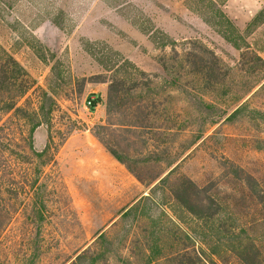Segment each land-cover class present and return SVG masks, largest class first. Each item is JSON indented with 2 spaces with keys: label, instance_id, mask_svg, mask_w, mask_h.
<instances>
[{
  "label": "rangeland",
  "instance_id": "rangeland-1",
  "mask_svg": "<svg viewBox=\"0 0 264 264\" xmlns=\"http://www.w3.org/2000/svg\"><path fill=\"white\" fill-rule=\"evenodd\" d=\"M216 3L232 27L205 0H0L34 80L0 111V264H264V0Z\"/></svg>",
  "mask_w": 264,
  "mask_h": 264
},
{
  "label": "trees",
  "instance_id": "trees-1",
  "mask_svg": "<svg viewBox=\"0 0 264 264\" xmlns=\"http://www.w3.org/2000/svg\"><path fill=\"white\" fill-rule=\"evenodd\" d=\"M210 8L215 10L217 12V17L219 16L221 20L225 21V23L228 26L232 27V24L230 20L226 17V15L222 12L219 5L216 3L217 0H205ZM261 13V11H260ZM257 18V17H256ZM255 21V18L252 19V21ZM34 85V80L31 79L28 72L8 53H6L1 47H0V97H1V106L0 111L1 112H19L21 109L17 106V100L22 97L30 88H32ZM114 85L111 84L110 91L112 88V91L115 90L113 87ZM110 96V95H109ZM97 103V99L92 100L89 109L93 110L95 105ZM37 122L34 126H39L41 124L40 115L36 112ZM49 148V147H47ZM48 150V149H47ZM43 152V151H42ZM45 152V151H44ZM40 153V152H39ZM37 153L38 156H41L43 154ZM52 156V155H51ZM114 157L115 154H114ZM53 158L50 157L48 160H52ZM117 159V157H116ZM193 185V182L190 183ZM146 198L148 196H145ZM178 202L183 205L184 207H187L185 202L177 196ZM133 206L128 208L125 212H123L122 215L126 216L128 215ZM78 259L81 258V256L77 257ZM241 261L244 262L245 260L241 259Z\"/></svg>",
  "mask_w": 264,
  "mask_h": 264
},
{
  "label": "built area",
  "instance_id": "built-area-1",
  "mask_svg": "<svg viewBox=\"0 0 264 264\" xmlns=\"http://www.w3.org/2000/svg\"><path fill=\"white\" fill-rule=\"evenodd\" d=\"M92 100H94V97H93V96H91L89 99H87V101H86V106H87V107L90 106Z\"/></svg>",
  "mask_w": 264,
  "mask_h": 264
}]
</instances>
